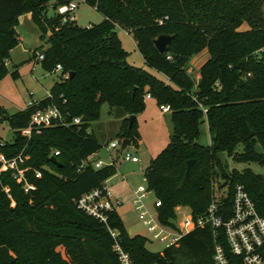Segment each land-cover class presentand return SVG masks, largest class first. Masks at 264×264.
<instances>
[{
	"label": "trees",
	"instance_id": "trees-1",
	"mask_svg": "<svg viewBox=\"0 0 264 264\" xmlns=\"http://www.w3.org/2000/svg\"><path fill=\"white\" fill-rule=\"evenodd\" d=\"M50 1L0 0V80L19 42L18 18L27 12L47 43L37 61L49 72L61 66L59 80L37 104L14 113L0 106V123L13 130V139L0 144V155L7 161L16 158L17 168L23 169V177H15L16 169L0 161V264H123L106 224L76 205L82 194L116 173L114 162L100 168L82 164L101 149L89 123L98 119L103 103L127 115L118 137L136 146L141 141L136 115L145 109V97L170 108L168 143L143 169L147 189L160 200L161 222L170 223L177 206H188L193 217L202 215L219 176V187L228 188L225 203L239 183L264 216V176L250 168L228 172L217 156L223 151L235 162L264 165V0H83L104 17L88 26L62 22L56 8L65 0H55V14L48 16ZM243 23L247 28L240 30ZM115 25L132 35L145 65L168 82L127 62ZM162 33L173 36L164 53L153 44ZM204 48L209 57L196 80L186 67ZM11 76L17 79L18 71ZM52 105L67 124L21 134L37 109ZM131 114L135 117L129 124ZM74 117L80 123H72ZM203 117L207 145L198 142ZM238 144L241 152L235 151ZM52 155L59 165L50 160ZM190 159L194 162L183 184ZM26 184L33 189L24 190ZM107 222L132 264L213 263L210 226L195 227L178 245L151 252L144 236L127 232L117 210L108 212Z\"/></svg>",
	"mask_w": 264,
	"mask_h": 264
},
{
	"label": "rangeland",
	"instance_id": "rangeland-1",
	"mask_svg": "<svg viewBox=\"0 0 264 264\" xmlns=\"http://www.w3.org/2000/svg\"><path fill=\"white\" fill-rule=\"evenodd\" d=\"M54 1L51 0L48 4V16L55 14L53 7ZM74 1L77 3V8L73 12L77 25L88 26L97 24L104 19L103 15L96 11L93 6L85 3L83 0ZM246 28L247 25L243 23L239 29L244 30ZM15 29L19 42L11 50L6 64L8 72L0 80V106L4 107L8 113H14L24 109L31 100H39L46 97L51 86L55 81L59 80L61 75V71L58 69L53 72L44 70L41 63L34 57V54L40 53L47 47V43L40 38L41 33L33 23L30 12L19 16ZM115 32L122 48L127 51L126 60L128 63L141 67L161 80L168 82L164 74L145 65L143 57L138 52L131 34L119 25H115ZM208 57L209 53L206 48L192 55L187 63V72L194 78L198 77L199 67ZM14 70L18 71L19 76L17 79L11 76ZM147 102L148 108L146 111L136 115L142 140L137 146L130 144L122 151L117 148L110 149V152L107 151L106 146L111 140H119L118 132L119 126L121 125V118L118 113L114 108H110L107 103L101 105L98 119L91 121L89 124L96 139L101 144L99 158L104 164H109V156H111L115 163L116 173L111 178L109 184L111 191L117 190L121 195L122 204L117 208V212L122 218L125 229L130 235L139 234L144 236L147 239L146 248L149 251L161 252L164 249V244L151 240L133 204V190L140 184L146 185L143 177V169L147 166L149 160L156 156L168 143L172 128L170 113L161 112L156 101L153 99ZM198 130V142L202 145L209 144L210 136L205 117L201 119ZM12 139L13 130L6 122L0 123V144L6 141L10 142ZM242 149V144H238L235 147L236 152H241ZM255 149L257 152L262 151L259 143H256ZM126 152L139 157V162L133 163L131 161H125L123 155ZM116 155H119L120 158L116 159ZM221 160L222 165L228 172L233 169L242 171L245 168H250L255 174L264 176V165L257 162H235L230 156H225V154ZM12 177L14 178L13 175ZM221 182L222 179L220 176L214 180V183L218 186ZM8 190L9 187L6 186L5 191ZM154 198V193L149 191L148 197L144 201L145 206L149 210H151ZM12 205H14V202H12ZM188 208V206L174 208L175 222L179 223L181 217L188 212ZM58 249L64 254L62 247Z\"/></svg>",
	"mask_w": 264,
	"mask_h": 264
},
{
	"label": "built area",
	"instance_id": "built-area-1",
	"mask_svg": "<svg viewBox=\"0 0 264 264\" xmlns=\"http://www.w3.org/2000/svg\"><path fill=\"white\" fill-rule=\"evenodd\" d=\"M65 1L57 6L56 12L62 16V22L75 20L73 12L77 8V3L74 0ZM43 57L42 53H38L36 60H42ZM57 69L61 70V66L57 65ZM65 77H67V74ZM147 97L150 96L147 95ZM35 104H37V100H31L27 106ZM159 108L162 112H169L170 110L168 105H161ZM71 121L78 124L81 119L80 117H74ZM67 123L59 107L55 105L47 106L43 109H37L31 115L28 126L22 129L21 133L29 136L32 128ZM121 141L113 140L109 142L106 146L107 150L109 151L112 148L120 150ZM57 153L55 151L54 155ZM123 159L139 162V157L129 152L123 155ZM0 161L2 164L16 169L15 177H23V170L17 168L16 158L7 161L0 155ZM82 164H90L95 168L104 165L103 161L95 156V153L89 155ZM37 175L39 176L40 173H37ZM29 188L33 189V186L26 184L25 190ZM213 190L212 198L202 215L193 217L190 208H188V212L181 217L179 223L175 222L174 219L166 224L160 221L157 207L161 204L156 197L152 205L154 212H150L144 204L149 192L146 185L140 184L133 190V204L151 240L164 244V248L178 245L181 237L195 227L210 226L214 237L212 264H264V216L258 213L254 202L243 185L239 183L234 185L229 204L224 202L228 194L227 186L219 187L214 183ZM121 204L122 201L114 197L108 179L100 187L82 194L76 201V205L80 209L106 224L114 240L113 249L119 254L121 262L132 264L116 239L117 231L110 228L107 222L108 212L116 210ZM178 207L181 206L176 208ZM219 239L221 240L219 241Z\"/></svg>",
	"mask_w": 264,
	"mask_h": 264
},
{
	"label": "water",
	"instance_id": "water-1",
	"mask_svg": "<svg viewBox=\"0 0 264 264\" xmlns=\"http://www.w3.org/2000/svg\"><path fill=\"white\" fill-rule=\"evenodd\" d=\"M173 36L170 35V34H166V33H162V34H159L154 40H153V44L155 46V48L161 52V53H164L168 50V44L170 43V41L172 40ZM72 72L69 73V76H72ZM135 115L134 114H131L129 115V124L132 123V120L134 119ZM130 145V140L125 138V139H122L121 141V144H120V150H124L126 148V146ZM224 152H218L217 153V156L220 158V159H223L224 157ZM50 160L59 165V162L57 161L56 157L54 155L50 156ZM193 162L194 160L193 159H190L187 161L186 163V170H185V174H184V177L182 179V183L185 184L187 181H188V178H189V175H190V170H191V167L193 165Z\"/></svg>",
	"mask_w": 264,
	"mask_h": 264
},
{
	"label": "crops",
	"instance_id": "crops-1",
	"mask_svg": "<svg viewBox=\"0 0 264 264\" xmlns=\"http://www.w3.org/2000/svg\"><path fill=\"white\" fill-rule=\"evenodd\" d=\"M144 61V60H143ZM199 78V74H198V77H196L195 79L197 80ZM165 81V80H164ZM151 99H153L152 97H145V109L142 111V112H145L146 111V109L148 108V100H151ZM154 100V99H153ZM162 112V111H161ZM163 113H167V112H163ZM169 113V112H168ZM119 117L121 118V125H122V121H123V119H125L126 117H127V115L126 114H120L119 115ZM138 123V122H137ZM121 125L119 126V130H120V127H121ZM91 130H92V128H90ZM138 131H139V125H138ZM92 132H93V130H92ZM140 133V132H139ZM140 136H141V134H140ZM111 141H113V140H111ZM110 141V142H111ZM142 141V140H141ZM141 141L139 142V144L141 143ZM131 144V143H130ZM107 149V148H106ZM108 151V150H107ZM111 150H109L108 152H110ZM95 156L97 157V158H99V151L98 152H96L95 153ZM110 157V161H112V162H114L113 161V158L111 157V156H109ZM118 158H120V156L119 155H116V159H118ZM100 159V158H99ZM110 161L108 162V163H110ZM133 163H137V162H133ZM115 175V174H114ZM113 177V176H112ZM112 177H110L109 179H108V181H109V183H110V180H111V178ZM110 185V184H109ZM112 193H113V195H114V197H116V198H118V199H120L121 200V195H120V193L116 190V191H112ZM117 210V209H116ZM150 212H154V209H153V207H151V210H150ZM120 216V215H119ZM120 218H121V216H120ZM122 219V218H121Z\"/></svg>",
	"mask_w": 264,
	"mask_h": 264
}]
</instances>
